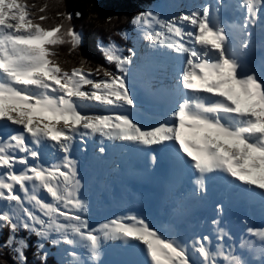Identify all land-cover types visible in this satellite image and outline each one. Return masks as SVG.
<instances>
[{"label":"snow or ice","instance_id":"1","mask_svg":"<svg viewBox=\"0 0 264 264\" xmlns=\"http://www.w3.org/2000/svg\"><path fill=\"white\" fill-rule=\"evenodd\" d=\"M173 8L67 68L71 14L0 0V264H264V0ZM117 155L157 165L164 228L94 219Z\"/></svg>","mask_w":264,"mask_h":264},{"label":"trees","instance_id":"2","mask_svg":"<svg viewBox=\"0 0 264 264\" xmlns=\"http://www.w3.org/2000/svg\"><path fill=\"white\" fill-rule=\"evenodd\" d=\"M25 2L33 5L32 11L37 16L46 13L49 17L48 23L59 22L57 12L70 13L72 16L70 23L81 34V43L71 52L68 45L59 46L56 49L59 59L67 68L78 66L82 60L86 62L87 67L96 68L108 67L98 44L109 39L122 44L116 34L131 29L132 16L148 7L167 3V0H25ZM45 5L47 6L45 13H40L39 9ZM77 12L80 13L79 18L76 16ZM27 255L29 264H35L31 250Z\"/></svg>","mask_w":264,"mask_h":264},{"label":"bare ground","instance_id":"3","mask_svg":"<svg viewBox=\"0 0 264 264\" xmlns=\"http://www.w3.org/2000/svg\"><path fill=\"white\" fill-rule=\"evenodd\" d=\"M120 158L122 159L121 161L124 165L125 173L127 174V176L130 174V170H133V169H139L141 172H143L145 167H148L149 170H151L153 168H157L156 165L150 164V162L147 161L146 159L145 160H138L135 158H131L130 160H126L127 157H121V156H120ZM157 172H158V170H157ZM143 176L146 179L147 178L150 179L149 188H151L154 191L152 194L148 193V196H150L152 198V200H154L158 205H160L162 207V211L163 210L165 212L168 211L167 201L165 199V191H164L162 184L155 177H148L145 174ZM166 215H167V212H166ZM208 215H210V212ZM254 217L256 218V220L261 221V224L259 226H264V217H261L258 210L255 213ZM164 223L166 226L167 222L165 221ZM164 223L160 226L161 228L164 225ZM165 226H163V227H165ZM128 258L129 259H135L136 257L135 256H129Z\"/></svg>","mask_w":264,"mask_h":264},{"label":"rangeland","instance_id":"4","mask_svg":"<svg viewBox=\"0 0 264 264\" xmlns=\"http://www.w3.org/2000/svg\"><path fill=\"white\" fill-rule=\"evenodd\" d=\"M184 5V4H183ZM116 159L119 161V163H121L122 165H123V163H122V159L120 158V156L119 155H117L116 156ZM131 158H126V160H130ZM123 173H125V168H124V165H123ZM141 197H143V194H140V195H138L137 196V198H141ZM122 202H120L119 204H125L126 202H128V200H126V199H122L121 200ZM101 206H103V205H101ZM98 212H100V209H98ZM159 218V217H158ZM160 218H162V217H160ZM159 218V219H160ZM164 220V219H163ZM260 221V220H259ZM151 222L153 223V224H158L159 225V220L157 219V216H156V218H154L153 220H151ZM260 224H261V221H260ZM259 224V225H260Z\"/></svg>","mask_w":264,"mask_h":264}]
</instances>
